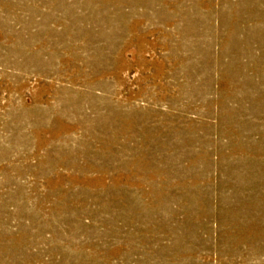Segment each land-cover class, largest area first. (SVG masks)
Masks as SVG:
<instances>
[{
    "label": "rangeland",
    "instance_id": "1",
    "mask_svg": "<svg viewBox=\"0 0 264 264\" xmlns=\"http://www.w3.org/2000/svg\"><path fill=\"white\" fill-rule=\"evenodd\" d=\"M0 264H264V0H0Z\"/></svg>",
    "mask_w": 264,
    "mask_h": 264
}]
</instances>
